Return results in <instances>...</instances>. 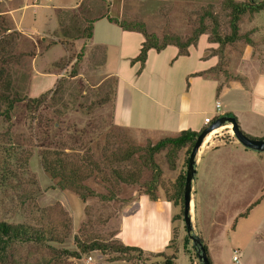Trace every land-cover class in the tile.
Masks as SVG:
<instances>
[{
  "label": "rangeland",
  "instance_id": "rangeland-1",
  "mask_svg": "<svg viewBox=\"0 0 264 264\" xmlns=\"http://www.w3.org/2000/svg\"><path fill=\"white\" fill-rule=\"evenodd\" d=\"M88 1L84 0V4ZM93 2L95 9L103 11L106 1ZM224 2L117 0L114 2L117 8L112 9L109 16L143 22L147 32L160 39L164 34H176L182 38L190 35L202 16L206 32L198 37L197 48L204 44V39L212 45L207 50L216 56L217 63L210 75L221 81L236 77L234 74L241 71L244 62L246 70L251 69L254 63L264 68L263 63L258 64L260 51L264 49V0H254L261 9L241 15L239 39L220 48L217 43L209 41L213 38L214 22L221 36L229 33V9ZM90 17L94 18L96 14L83 17L77 13L67 15L65 27L52 33L66 35V31L71 36H79L86 25L85 19H92ZM5 28L14 35L11 53L24 54L19 63L10 60L9 64L11 94L17 92L24 100L15 104L9 119L0 115V221L26 224L51 238L44 243L13 244L8 250L9 263L87 264L86 257L90 256L89 263L95 260L98 264H127L126 261L113 260L127 257L129 264H162V258L152 253L130 251L123 255L112 249L121 243L119 240L129 245L146 246L153 238H166L169 228L166 214L157 213L155 209L147 210L142 205L145 198L141 201L139 198L145 190V182L152 178L153 173L143 161L144 148L161 137L154 138L112 122L113 77L98 84L101 76L93 71L92 63L84 68L82 77L70 76L74 63L79 72L82 57L78 60L76 57L78 54L82 56L83 52V47L74 46L73 38L63 36L66 39L61 42L64 47L50 45L53 38L44 39L40 34L24 35L14 29L8 17L0 15V37L5 34ZM34 59H37L35 63ZM49 61L53 62L46 66V70L60 74L61 85L38 108L27 107V98L37 97L54 88L58 78L39 76L36 71L38 66ZM57 61L61 62L56 64ZM254 69L257 68L254 66ZM249 78H243L246 88L251 84ZM228 95L216 99L214 96L212 101H228L231 99ZM245 98L246 94L243 102ZM218 113L219 110L213 108L207 115L215 117ZM215 135L211 136L214 143L210 146L220 143L215 140ZM221 138L225 143L230 141L226 133ZM44 142L48 149L64 152L62 157L72 161L81 158L84 149L88 148V152L98 159L101 171L93 170L82 184L94 194L80 189L86 196L82 200L73 190L57 186L39 162L38 154ZM187 146L173 150L169 155L170 147H167L153 155V161L160 170L155 189L158 197H168L173 191L175 178L186 168ZM130 150L133 152L125 162L113 158L108 162L104 160L113 152L123 155ZM260 154V157L253 158L254 162L245 163V158L240 157L233 163L234 167L222 166L217 172L219 175L212 178L214 199H204L210 186H196L192 224L194 232L206 246L211 264H264V241L258 238L260 235L264 238V152ZM115 168L135 171L138 182L122 183L112 173ZM87 172L83 170L82 174ZM192 182H196V175ZM191 193L193 197V186ZM134 200L137 204L132 205ZM184 233L182 227L180 239L176 241L177 234L175 240V264H191L190 258L194 259L182 247ZM93 240L109 245L103 255L99 254L103 261L98 259V251L81 253L80 258L60 253L62 249L79 250L82 244ZM186 246L191 253L194 252L190 239ZM161 251L168 252L165 247ZM233 251L238 252V262L231 260Z\"/></svg>",
  "mask_w": 264,
  "mask_h": 264
},
{
  "label": "crops",
  "instance_id": "crops-1",
  "mask_svg": "<svg viewBox=\"0 0 264 264\" xmlns=\"http://www.w3.org/2000/svg\"><path fill=\"white\" fill-rule=\"evenodd\" d=\"M98 1H106L103 11L95 9L93 0L86 4L84 0H0V15L8 17L14 29L22 34L30 37L40 34L44 39L50 37L53 38L50 45L60 44L64 47L61 42L66 41L63 36L67 35H55L52 32L65 27V16L72 13L79 14V17L96 14L97 17L92 21L91 37L72 40L74 46L83 47L81 68L73 77H82L84 68L92 63L93 71L101 76L98 84L107 78L115 79L112 122L119 127L141 131L154 138L176 136L182 130L201 131L205 126L204 118L215 108L216 111L219 110L215 117L233 115L244 134L253 138L264 136V68L254 63L251 69L246 70L244 62L241 71L237 70V75L234 74L236 77L220 81L206 73L216 65L217 58L214 54H209L207 49L212 45L205 39L200 48H197V40L195 45L188 47L187 54L183 55L179 54L173 45H167L160 50L149 49L143 65H140L133 59L139 52L141 34L124 30L104 16L98 17L109 15L112 9L116 10L117 4L114 2L117 0ZM50 33L54 35H49ZM248 51L246 49V52ZM260 54L258 64H264V49ZM35 61L37 59H34V63ZM52 62H44V65L38 66L37 75L51 76L56 80L60 74L46 70V66ZM246 76L250 77L249 88H246L243 82ZM227 93V97L230 96L231 99L223 102L215 100L213 103L214 96L216 99ZM245 94L247 98L243 102ZM215 133V140L220 143L210 146L214 143L211 138L212 142L206 144L196 157V182H192L193 197L191 195L192 220L195 219L196 186H210L208 192L205 190L206 193L203 194L204 199H214L216 195L213 194L215 190L212 187V178L219 175L217 172L222 166L234 167L233 163L240 157L245 158V163L254 162V157L263 154H255V151L243 147L226 125L221 126ZM225 133L230 140L228 143L223 142L221 138ZM139 198L140 201L145 198L142 205H145L147 210L155 209L157 213L166 214L169 228L166 238H153L146 246H130H137L144 253L161 252L169 244L174 228L178 232L176 241L181 237L182 223L179 219L172 220L177 208L163 197L150 200L142 194ZM135 204L137 200L132 202V205ZM258 238L264 241L261 235ZM119 241L129 245L125 244V241ZM96 255L103 261L99 253ZM190 263L196 264L195 259L190 258ZM87 264L98 263L94 260L90 263L88 261Z\"/></svg>",
  "mask_w": 264,
  "mask_h": 264
},
{
  "label": "trees",
  "instance_id": "trees-1",
  "mask_svg": "<svg viewBox=\"0 0 264 264\" xmlns=\"http://www.w3.org/2000/svg\"><path fill=\"white\" fill-rule=\"evenodd\" d=\"M224 5L229 9V33L225 35H220L217 32V24L214 22L212 26V34L213 38L209 42L217 43L218 47H223L225 44L233 43L237 41L240 37L238 34V21L242 14L246 11L248 13H252L261 9L262 7L258 4L254 3V0H225ZM105 17L108 21L117 24L124 30L136 31L141 34L142 42L140 43V48L137 56L133 59L134 61H138L140 65H143V62L146 58V53L149 49L160 50L167 45H173L177 48L179 54H187L188 47L191 45H195L198 37L206 32V27L203 21L202 16L199 19L198 25L192 29L190 35L182 38L176 34H164L161 39L158 38L154 33L147 32L145 25L143 22L132 21L129 22L125 19H118L109 15H100L98 17ZM97 17V16H96ZM85 19V27L83 28L81 34L79 36H71L66 31V35L69 38H90L92 34V21L96 18ZM5 34H2L0 37V115H2L5 119L10 118V112L13 110L16 103H19L24 100L22 96H19L17 92L14 95L11 94L12 91V77L9 72V64L19 63L21 56L24 54L13 55L11 53V43L14 39V35L10 33L9 28H5L3 30ZM64 33V32H63ZM69 35V36H68ZM81 57V54H78L76 60ZM15 59V60H14ZM11 60V62H10ZM75 60V62H76ZM61 61H57L56 64H59ZM75 63L71 67L70 76H75L77 74ZM216 65L206 71V73H210L213 69H215ZM61 78L56 80L53 89H48L47 91L41 93L37 97H29L26 103L27 107L38 108L42 105L48 96L51 97V93L55 91L61 85ZM1 105L3 108L1 109ZM228 115V114H227ZM236 120V118H235ZM237 123V121H236ZM238 125V124H237ZM239 128V126H238ZM200 131H192V130H182L176 136L163 137L157 140L154 144L146 146L145 155H144V163H146L151 170L152 178L145 182V190L142 191L144 195H146L150 200H156L158 196L155 194L157 179L160 174V170L157 164L153 161V155L159 151L164 150L167 147H170L168 150V155L171 154L173 150L180 149L188 145L187 153H189L190 148L192 147L196 136ZM264 138V136L262 137ZM43 142V141H42ZM83 147L84 144L82 145ZM43 147L42 150L39 151V162L42 169L49 175V177L55 180L57 186L60 188H69L73 190L82 200L86 199L85 193L80 189H86L89 191L90 195L94 194L93 191L88 190V188L82 184V181L89 177L90 173L93 170L101 171L100 165L98 163V159H95L92 154L88 152V148L84 149V155L80 158H76V161L69 160L65 156L64 152H53L51 149H48L47 143L44 142L40 146ZM132 150L127 151L126 153L117 154L115 152L108 154V156L104 157V160L108 162L110 158L115 159V161H123L129 159ZM264 152V151H262ZM187 162V158L185 159V164ZM186 167V166H185ZM83 170H88V174H82ZM135 171L125 170L115 168L112 170V173L122 183H136L138 182V176ZM185 178V169L174 180L173 191L169 194L168 197H164V199L173 206L177 208V213L172 217V220L179 219L182 222V227L184 228L183 219H182V203H183V184ZM104 197V196H103ZM104 199V198H103ZM178 232L176 228L172 231V237L170 239L169 244L166 246L168 252L161 251L153 253V255L160 256L162 258V264H175L174 259L176 258V248H175V240ZM51 239L50 237L45 236V233L41 230L34 229L33 227L23 224L16 223L11 224L4 221H0V264H10L8 260V250L13 244H26V243H44V241ZM202 241V240H201ZM189 243V237L186 232L183 235V244L182 247L184 251L190 253L192 257L195 259V263L199 264L196 260L195 253H191L186 246ZM203 244V241H202ZM204 249L206 251V246L203 244ZM109 248V245L102 244L96 240L90 241L88 243L82 244L79 250H68L62 249L60 253L68 256H72L75 258H80L81 253H88L92 251H98L99 254L103 255L104 251ZM193 248V247H192ZM113 251L124 253L130 251H136L139 254H144L142 249L137 246L124 245L119 243L118 246H114ZM207 253V252H206ZM124 257V256H119ZM122 260L126 261L129 264L130 259L127 257L124 258H115L113 260ZM209 259V258H208ZM20 264V263H19ZM209 264L210 260H209Z\"/></svg>",
  "mask_w": 264,
  "mask_h": 264
},
{
  "label": "water",
  "instance_id": "water-1",
  "mask_svg": "<svg viewBox=\"0 0 264 264\" xmlns=\"http://www.w3.org/2000/svg\"><path fill=\"white\" fill-rule=\"evenodd\" d=\"M224 124L230 125V131L234 138L245 148L262 152L264 151V138H253L244 134L236 123L233 115H221L215 117L205 128H203L196 136L194 143L189 152L186 168L185 178L183 184V203H182V219L185 232L188 235L191 245L194 248V253L199 264H209L208 255L204 249L201 238L194 232L192 224V217L190 212V202L192 200V181L196 173V157L202 145L204 137L213 129L218 128Z\"/></svg>",
  "mask_w": 264,
  "mask_h": 264
},
{
  "label": "built area",
  "instance_id": "built-area-1",
  "mask_svg": "<svg viewBox=\"0 0 264 264\" xmlns=\"http://www.w3.org/2000/svg\"><path fill=\"white\" fill-rule=\"evenodd\" d=\"M218 106H219V104H218V102H216V107H218ZM212 120H213L212 117H205L204 118L205 126H207ZM89 259H90V256H87L86 257V261H89ZM231 260L233 262H238L239 261V255H238L237 251H233V254L231 256Z\"/></svg>",
  "mask_w": 264,
  "mask_h": 264
},
{
  "label": "bare ground",
  "instance_id": "bare-ground-1",
  "mask_svg": "<svg viewBox=\"0 0 264 264\" xmlns=\"http://www.w3.org/2000/svg\"><path fill=\"white\" fill-rule=\"evenodd\" d=\"M224 125L228 126L227 128L230 127L229 124H224ZM224 125H222V126H224ZM220 127H221V126H220ZM220 127H218V128H220ZM216 129H217V128L211 130V131H210V132L204 137V140H203V142H202V145H201L199 151H200V150H201V149H202V148H203V147H204V146L210 141L211 136H212L213 133H215ZM199 151H198V152H199ZM191 209H192V202H190V212L192 211Z\"/></svg>",
  "mask_w": 264,
  "mask_h": 264
}]
</instances>
